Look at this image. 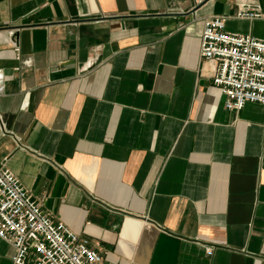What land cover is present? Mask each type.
<instances>
[{
	"label": "crops",
	"instance_id": "0c3cea01",
	"mask_svg": "<svg viewBox=\"0 0 264 264\" xmlns=\"http://www.w3.org/2000/svg\"><path fill=\"white\" fill-rule=\"evenodd\" d=\"M238 2L0 0V169L104 264H264V105L200 56L208 17L264 41Z\"/></svg>",
	"mask_w": 264,
	"mask_h": 264
},
{
	"label": "built area",
	"instance_id": "2783aa9c",
	"mask_svg": "<svg viewBox=\"0 0 264 264\" xmlns=\"http://www.w3.org/2000/svg\"><path fill=\"white\" fill-rule=\"evenodd\" d=\"M235 19L262 20L264 10L239 0ZM224 16L204 19L201 61L210 63L225 108L264 105V41L226 31ZM0 239L15 250L14 264H104V254L47 211L8 169H0Z\"/></svg>",
	"mask_w": 264,
	"mask_h": 264
}]
</instances>
